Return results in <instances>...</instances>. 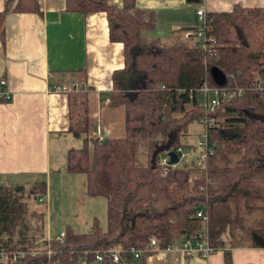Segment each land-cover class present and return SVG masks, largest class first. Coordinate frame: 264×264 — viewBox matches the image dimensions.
Segmentation results:
<instances>
[{
  "label": "trees",
  "instance_id": "trees-1",
  "mask_svg": "<svg viewBox=\"0 0 264 264\" xmlns=\"http://www.w3.org/2000/svg\"><path fill=\"white\" fill-rule=\"evenodd\" d=\"M25 10L41 11L37 0L4 1L0 37L5 15ZM65 10L104 11L109 39L123 46L124 66L113 73L108 102L123 108V134L99 140L92 132L91 89L67 92L68 131L82 136L83 144L67 150L65 169L85 175L87 194L106 198L107 226L93 224L84 232L66 228L63 240H51L50 255L29 253L0 264H83V249L144 247L152 238L164 247L204 230L196 216L201 206L208 211L209 244L223 249L227 262L230 247L257 245L255 236L264 238V6L234 4L230 10L207 11L217 42L212 54L189 38L144 36L143 30L155 27V11L137 6L136 0H122L120 6L65 0ZM194 28L185 32L193 35ZM212 67L225 74L223 86L240 93L209 111L199 104L197 89L205 80L219 85ZM205 114L218 119L207 130L213 151L205 167L190 159L164 172L158 165L161 153L194 146L189 125ZM46 192L45 180L28 187L0 183V247L47 242L44 212L29 206V200ZM152 253L157 252L139 259L128 254L118 264H145ZM88 257L86 264H117L108 255L99 262L91 252Z\"/></svg>",
  "mask_w": 264,
  "mask_h": 264
},
{
  "label": "crops",
  "instance_id": "crops-1",
  "mask_svg": "<svg viewBox=\"0 0 264 264\" xmlns=\"http://www.w3.org/2000/svg\"><path fill=\"white\" fill-rule=\"evenodd\" d=\"M4 1L0 0V10ZM37 1L40 13L8 12L0 37V77L6 79L12 92L10 99L0 100V183L7 185L37 183L49 177L57 170L51 159V138L74 136L68 131L67 92L51 90L57 83L76 81L78 89H91L92 132L97 137L99 132L104 137L121 135V129L119 134H112L114 109L121 106L108 102L114 90L113 73L124 66L123 46L109 39L106 13L68 11L65 0ZM107 1L122 4V0ZM234 4L264 6V0H136L137 6L155 11V27L143 30L144 36H160L164 41L189 38L191 43L194 36L185 29L196 25L198 8L223 11ZM105 106L106 112L100 117ZM144 262L264 264V245L230 247L229 262L220 248L207 257L197 251L183 257L174 251L157 252L147 255Z\"/></svg>",
  "mask_w": 264,
  "mask_h": 264
},
{
  "label": "built area",
  "instance_id": "built-area-1",
  "mask_svg": "<svg viewBox=\"0 0 264 264\" xmlns=\"http://www.w3.org/2000/svg\"><path fill=\"white\" fill-rule=\"evenodd\" d=\"M211 16L207 15V11L200 7L197 9V23L195 28L192 30L194 41L192 45L198 47L209 54L216 51V38L211 33L213 28L211 24ZM78 89V82L72 81L71 83H57L52 87V91L56 92H68L70 90ZM203 94V99L198 102L204 105L206 109L212 111L222 100L230 99L236 94L240 93L239 88H231L223 85H210L205 80L202 85L197 89ZM194 91L190 90V96H192ZM198 95V94H197ZM12 97V92L7 88L6 79L0 77V99H10ZM218 119L216 116L211 114L202 115L199 118V122L202 124V131L196 136L194 146L184 147L176 146L173 149L165 150L161 153L158 158V165L164 169V172L168 165H177L181 161L185 165H188L189 160H193L201 167H205V159L209 154L212 153L213 148L208 142L207 130L209 127L216 125ZM98 139H104V136L99 132ZM169 150H174L178 155V160L176 162H170ZM45 199L44 195H40L38 200L43 201ZM196 216L204 222V230L198 234L196 237H184L180 241H175L164 247H159L155 238H152L148 244L144 247L128 246L121 247L115 246L110 248H97V249H83L80 255V261L83 264L88 263L90 252L94 254V260L99 262L105 255H108L114 263H123L126 261V256L129 254L133 259H139L145 253L150 252H178L181 257L191 255L197 251L202 257H207L215 248L209 244L208 233H207V222H208V211L206 207L201 206L196 210ZM64 231L61 230L57 235L47 237V242L41 245L29 247V248H19L10 249L6 247H0V262L15 261L18 258L26 255H37L41 253H46L50 255L53 249L50 248V242L52 239L63 240ZM53 264H59L54 262Z\"/></svg>",
  "mask_w": 264,
  "mask_h": 264
},
{
  "label": "rangeland",
  "instance_id": "rangeland-1",
  "mask_svg": "<svg viewBox=\"0 0 264 264\" xmlns=\"http://www.w3.org/2000/svg\"><path fill=\"white\" fill-rule=\"evenodd\" d=\"M199 100L203 99V94L198 91ZM92 105L93 95L91 93ZM94 109V108H93ZM102 115L97 110V117H103L106 112V106L102 108ZM114 131L123 134V110L121 107L114 109ZM121 111V112H120ZM118 112V113H117ZM93 116V115H92ZM95 118L94 116L92 119ZM103 121V120H102ZM104 123V121H103ZM189 139H195L197 134L202 131V124L199 121H193L189 125ZM93 131V130H92ZM71 133V132H70ZM71 135H73L71 133ZM83 144L82 136L69 137H52L51 138V159L57 170L52 171L49 177H45L47 181V196L43 201L29 200L31 208L44 212V234L47 237L57 235L61 230L71 228L75 232H84L92 229L93 224H97L100 228L105 229L107 226V206L106 198L103 195H90L86 193L85 175L84 178L69 172L65 169L66 153L68 148L81 146ZM57 162V163H56ZM183 164V161L180 162ZM82 174V173H77ZM35 182L25 183V187L35 184ZM27 199L29 198L26 197ZM91 264H97L91 263Z\"/></svg>",
  "mask_w": 264,
  "mask_h": 264
},
{
  "label": "water",
  "instance_id": "water-1",
  "mask_svg": "<svg viewBox=\"0 0 264 264\" xmlns=\"http://www.w3.org/2000/svg\"><path fill=\"white\" fill-rule=\"evenodd\" d=\"M211 73H212V76H213L215 82L218 83L219 85H222L225 82L226 76L219 68L212 67ZM168 152L170 155V162H176L178 160V155L176 154V152L174 150H169ZM255 239H256L258 244L264 245V238L263 237L256 235Z\"/></svg>",
  "mask_w": 264,
  "mask_h": 264
}]
</instances>
